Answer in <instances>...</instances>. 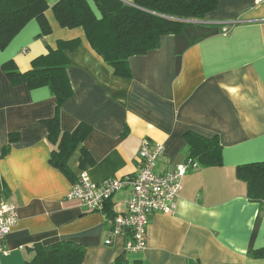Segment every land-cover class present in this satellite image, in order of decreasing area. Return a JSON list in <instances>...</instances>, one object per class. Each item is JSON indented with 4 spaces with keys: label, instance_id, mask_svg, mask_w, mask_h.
<instances>
[{
    "label": "crops",
    "instance_id": "0c3cea01",
    "mask_svg": "<svg viewBox=\"0 0 264 264\" xmlns=\"http://www.w3.org/2000/svg\"><path fill=\"white\" fill-rule=\"evenodd\" d=\"M55 1L47 0L44 13L49 33L32 18L0 49V203L14 204L18 216L0 264H23L33 245L58 240L85 246L81 264H264L247 252L259 203L248 200L235 174L237 165L264 161V2L218 0L199 21L225 31L188 47L178 70L174 36L166 34L158 48L129 57L130 75L120 76L91 48L81 26L59 24ZM87 2L99 16L95 1ZM75 38L79 45L65 51L72 95L58 118L61 131L90 127L81 145L93 159L85 167L91 180L133 176L143 137L164 147L158 172L186 160L187 132L217 135L221 145L222 165L198 164L182 177L173 213L149 214L140 252H125L121 235L104 244L106 207L89 210L67 198L73 182L50 163L56 143L44 120L55 114V99L48 87L12 84L2 69L13 60L26 71L59 41ZM10 132L17 139L1 155ZM79 154L77 147L68 160L74 176L81 171ZM129 192H116L105 206L122 211ZM252 247H264V209Z\"/></svg>",
    "mask_w": 264,
    "mask_h": 264
},
{
    "label": "trees",
    "instance_id": "16d2710c",
    "mask_svg": "<svg viewBox=\"0 0 264 264\" xmlns=\"http://www.w3.org/2000/svg\"><path fill=\"white\" fill-rule=\"evenodd\" d=\"M100 13L97 16L87 0H57L52 10L63 27L81 26L91 48L120 76H129L128 59L158 48L160 38L166 34L174 36L175 66L178 70L183 52L198 41L224 32L216 24L199 20L214 11L218 0H94ZM49 7L47 0H0V49L18 33L24 24L35 18L42 34L50 32L45 17ZM79 39L59 41L55 49H48L31 62V68L20 71L13 60L2 64V69L12 84L25 82L30 88L46 86L55 99V114L44 123L48 139L56 143L50 156V163L64 172L72 182L76 181L68 160L79 147V168L85 170L93 159L82 142L90 132V127L80 123L70 132L61 131L58 111L72 95L66 67V50L79 45ZM188 156L197 165H222L221 145L217 135L204 137L197 133H185ZM17 139L10 132L8 143L1 155L6 154L9 145ZM236 177L246 184V197L259 203V211L251 233L248 254L253 258H264V247L254 249L252 241L264 209V161L237 165ZM107 215L111 211L106 206ZM104 207V208H105ZM33 254L23 264H81L85 246L72 241L58 240L47 245L37 243L31 247ZM134 264H138L135 262Z\"/></svg>",
    "mask_w": 264,
    "mask_h": 264
},
{
    "label": "built area",
    "instance_id": "2783aa9c",
    "mask_svg": "<svg viewBox=\"0 0 264 264\" xmlns=\"http://www.w3.org/2000/svg\"><path fill=\"white\" fill-rule=\"evenodd\" d=\"M264 2V0H257ZM161 143L143 137L138 150V170L133 176H110L99 182L90 179L86 170L80 171L68 191L67 198L77 200L89 210H103L113 194L129 188L124 209L106 215L104 244H111L118 235L123 236V250L135 253L147 245L148 216L150 213L174 212L175 201L181 190V179L197 163L186 159L171 171L157 172L156 164L163 153ZM16 206L10 202L0 203V256L7 255L4 246L6 235L17 222Z\"/></svg>",
    "mask_w": 264,
    "mask_h": 264
},
{
    "label": "rangeland",
    "instance_id": "374dc122",
    "mask_svg": "<svg viewBox=\"0 0 264 264\" xmlns=\"http://www.w3.org/2000/svg\"><path fill=\"white\" fill-rule=\"evenodd\" d=\"M157 171V170H156ZM158 172V171H157Z\"/></svg>",
    "mask_w": 264,
    "mask_h": 264
}]
</instances>
